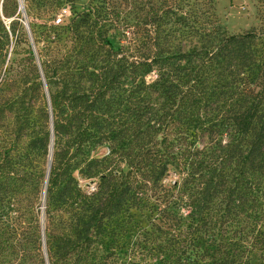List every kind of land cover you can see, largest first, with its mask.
Here are the masks:
<instances>
[{
	"label": "trees",
	"instance_id": "1",
	"mask_svg": "<svg viewBox=\"0 0 264 264\" xmlns=\"http://www.w3.org/2000/svg\"><path fill=\"white\" fill-rule=\"evenodd\" d=\"M36 1L54 12L65 0ZM120 1L124 27L145 30L129 54L110 50L98 6L99 27L88 37L69 25L47 26L43 53L26 48L27 62L3 67L10 41L0 0V77L42 98L45 126L34 138L47 150L52 122L47 205L77 210L66 231L46 230V264H112L113 236L131 207L167 226L176 240L162 247L170 264L264 250V0H254L259 24L237 33L220 23L213 0ZM9 29L15 39L25 36ZM87 42L109 44V52ZM20 103L26 112L29 104ZM100 147L106 153L92 156ZM75 171L97 178L96 189L82 192ZM170 171L179 177L165 186ZM106 237L109 247H100Z\"/></svg>",
	"mask_w": 264,
	"mask_h": 264
},
{
	"label": "rangeland",
	"instance_id": "2",
	"mask_svg": "<svg viewBox=\"0 0 264 264\" xmlns=\"http://www.w3.org/2000/svg\"><path fill=\"white\" fill-rule=\"evenodd\" d=\"M21 1L24 13L19 9V0H6L4 5L7 14L3 15L2 21L8 29L10 42L6 46L3 67L11 61L27 62L24 52L26 48H32L35 57H38L37 51L43 53L42 47L46 42L42 31L47 26L64 28L69 25L86 36L92 30L96 31L99 27L95 23L98 12L94 11L98 6L101 11L99 23L103 24L102 20L107 22L101 29L111 47L99 42H87L85 47L101 53L109 52L110 47V50L116 52V57L120 58L122 51L129 54L134 45L143 40L145 30L141 25L124 27L121 20L123 13L119 12L118 7L120 0H65L54 12L43 9L36 0ZM213 4L215 14L229 33L242 32L259 24L254 0H213ZM10 26L16 28L15 34L24 32L25 36L15 39V35L10 33ZM67 34L63 33L62 38ZM155 77V72H151L145 76V80L149 82ZM56 88L53 84L51 90ZM41 93L43 101L47 102V90L44 87ZM41 101L38 92L25 95L17 82L3 83L0 77V169L3 166L11 169H4L0 174V264H43L42 259L46 264L43 250H46V230L51 234L66 231L77 214V210L68 202L59 204L55 200L51 206L47 205L45 177L49 148L47 146L46 150L41 146V141L34 138L36 134L40 137L43 135L45 126V119L40 112ZM20 102L29 104L26 112L21 111ZM104 153L106 147H100L92 151L91 155L100 156ZM73 176L82 192L88 194L96 189L97 178L85 177L76 171ZM178 177L175 171H170L163 183L165 186L173 185ZM181 207L182 211L186 208ZM183 213L186 214L185 211ZM127 215L126 227L113 236L109 258L111 263L170 264L172 257L162 249L166 244L173 247L171 234L163 232L167 226L146 209L131 207ZM41 231L44 233L43 238ZM102 246L109 247L107 237L101 241ZM212 249L213 246L209 249L210 253H213ZM236 252L234 261L230 260V253L223 256L224 253L221 255L219 252H215L208 260L212 264H264V250L256 245L239 248Z\"/></svg>",
	"mask_w": 264,
	"mask_h": 264
},
{
	"label": "water",
	"instance_id": "3",
	"mask_svg": "<svg viewBox=\"0 0 264 264\" xmlns=\"http://www.w3.org/2000/svg\"><path fill=\"white\" fill-rule=\"evenodd\" d=\"M19 9H21L23 13L25 12V9H23V5H22V1L21 0H19ZM27 27H28V25H27ZM50 133L52 134L51 135L52 137H51V140H50V144L51 143L53 144L52 122L50 123ZM51 158H52V156H51ZM51 158H49V160L47 162L48 168H47V173H46V177H45V179H46V181H45V189H46V184H47V180H48L47 177H48L50 166H51V164H50L51 163ZM42 238H43V231H42ZM43 242H44V240H43ZM44 244H45V242H44ZM44 247H45V245H44Z\"/></svg>",
	"mask_w": 264,
	"mask_h": 264
},
{
	"label": "bare ground",
	"instance_id": "4",
	"mask_svg": "<svg viewBox=\"0 0 264 264\" xmlns=\"http://www.w3.org/2000/svg\"><path fill=\"white\" fill-rule=\"evenodd\" d=\"M52 152H53V148H52V143L51 144H49V154H48V160H49V158H51V156H52ZM45 199V195H44V193H43V200Z\"/></svg>",
	"mask_w": 264,
	"mask_h": 264
}]
</instances>
